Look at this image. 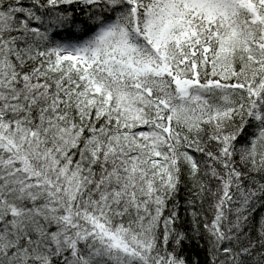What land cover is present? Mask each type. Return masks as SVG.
<instances>
[{
	"label": "snow or ice",
	"instance_id": "1",
	"mask_svg": "<svg viewBox=\"0 0 264 264\" xmlns=\"http://www.w3.org/2000/svg\"><path fill=\"white\" fill-rule=\"evenodd\" d=\"M0 264H264V0H0Z\"/></svg>",
	"mask_w": 264,
	"mask_h": 264
},
{
	"label": "trees",
	"instance_id": "2",
	"mask_svg": "<svg viewBox=\"0 0 264 264\" xmlns=\"http://www.w3.org/2000/svg\"><path fill=\"white\" fill-rule=\"evenodd\" d=\"M182 195H183V191H182ZM204 208H205V210H207V208H208V203L207 202H205ZM182 215H183V209H182Z\"/></svg>",
	"mask_w": 264,
	"mask_h": 264
}]
</instances>
